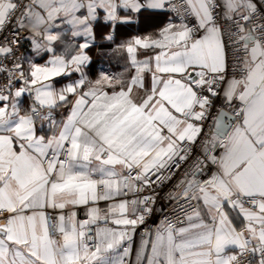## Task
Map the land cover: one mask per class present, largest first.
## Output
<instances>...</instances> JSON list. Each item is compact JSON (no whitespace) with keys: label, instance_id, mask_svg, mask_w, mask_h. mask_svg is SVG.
Here are the masks:
<instances>
[{"label":"crops","instance_id":"1","mask_svg":"<svg viewBox=\"0 0 264 264\" xmlns=\"http://www.w3.org/2000/svg\"><path fill=\"white\" fill-rule=\"evenodd\" d=\"M165 1L35 0L23 81L10 97L0 92V209L9 214L0 223V264H123L121 229L138 212L122 197L127 170L146 172L178 155L179 142L196 132L184 116L195 99L193 69L224 66L219 31L207 26L186 41ZM188 2L208 25L207 0ZM12 5L0 0V23ZM225 6L240 13L252 0ZM244 35L247 76L223 90L224 102L238 100L243 114L224 137L218 177L196 191L199 206L182 226L158 223L130 264H230L248 237L264 245V45L249 29ZM29 90L40 115L31 112ZM65 143L67 168L55 160ZM234 195L259 201L239 205ZM50 212L59 217L60 240L50 237Z\"/></svg>","mask_w":264,"mask_h":264},{"label":"built area","instance_id":"2","mask_svg":"<svg viewBox=\"0 0 264 264\" xmlns=\"http://www.w3.org/2000/svg\"><path fill=\"white\" fill-rule=\"evenodd\" d=\"M139 2L143 6L147 5V0ZM34 3L35 0H13L11 9L0 23V92L4 97L15 94L23 81L21 66L26 40L25 23L33 16ZM225 5L226 0H207L209 23L205 25L196 18L188 0H166L163 3V9L184 24L186 41L202 36L207 26L219 31L224 66L213 72L193 69L197 77L195 99L192 108L184 116L192 122L196 132L194 137L179 142L178 155L170 159L168 164L146 172L136 166L127 170L122 197L136 204L138 212L131 216L135 224L121 229L125 239L121 249L126 252L122 256L123 264H130L135 249H141L158 223H163L167 229L176 230L183 225L188 214L197 210L199 202L196 191L213 184L219 174L225 137L219 135L215 128L219 111L226 108L232 112L235 122L242 117L243 105L236 99L224 102L223 90L228 80L243 81L247 76L249 49L245 30L249 29L255 40L264 45V0H252L250 8L234 14L227 13ZM27 95L32 114L40 115L42 109L37 104L35 92L29 90ZM68 150L69 145L65 143L55 157L57 165L69 167ZM53 158L52 153L47 154L43 159L44 164H49ZM232 199L239 205L248 206H254L259 201L256 195H234ZM261 214L264 216V211ZM8 219L9 214L0 209V223ZM49 223L50 237L60 240L63 231L59 228L56 212L49 213ZM80 231L89 247L98 244L87 226H81ZM230 264H264V245L256 246L253 239L248 237L244 248L234 254Z\"/></svg>","mask_w":264,"mask_h":264},{"label":"water","instance_id":"3","mask_svg":"<svg viewBox=\"0 0 264 264\" xmlns=\"http://www.w3.org/2000/svg\"><path fill=\"white\" fill-rule=\"evenodd\" d=\"M193 73H191V76ZM194 79V78H193ZM235 115L228 111L226 108H222L216 119L215 128L219 135L225 136L232 124L235 122Z\"/></svg>","mask_w":264,"mask_h":264}]
</instances>
